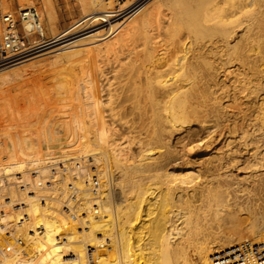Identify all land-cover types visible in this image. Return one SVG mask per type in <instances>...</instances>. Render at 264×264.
I'll return each instance as SVG.
<instances>
[{"label": "bare ground", "instance_id": "obj_1", "mask_svg": "<svg viewBox=\"0 0 264 264\" xmlns=\"http://www.w3.org/2000/svg\"><path fill=\"white\" fill-rule=\"evenodd\" d=\"M207 1L126 0L121 2L124 5L120 9L132 7L129 11H133V17L125 29L111 20V12L97 14L76 31L56 33L55 38L36 50L0 60V88L27 76L44 59L56 62L61 55L66 59L59 58L58 66L76 63L73 66L79 65L82 73L76 79L73 76L72 91L68 92L69 85L64 88L69 95L61 99V106L56 104L62 108L59 117H54L56 125L48 116L41 119L39 112L32 119L35 122L11 112L0 131V182L3 177L9 183L21 178L34 186L40 176L48 177L56 168L59 170L53 174L54 187L65 190L66 182L62 183L65 177L61 183L57 181L62 177L60 167L74 169L75 160L85 156H93L97 170L110 178V186L100 196L93 194L84 181L89 168L85 166L78 171L75 183L83 189V205L75 221L61 211L57 192L54 195L57 198L48 204L39 200L37 191H19L12 184H0L3 222L8 223L15 215L23 218L20 226H26V230L22 236L37 243L33 257H6L2 264H93L91 255L95 256L96 264H182L180 258L186 257V243L193 238H196L194 249L203 264L264 263V214L253 222L252 232L259 243L255 258L239 253L241 250L233 246L232 239L212 246L200 237L205 236L198 213L203 206L211 205L218 215L223 207L240 201L231 200L230 187L224 182L228 177L220 173L216 176V168L202 165L203 158L199 166L206 168H196L190 153L209 143L202 132L213 136L238 131L244 141L251 123L241 125L236 120L221 127L224 108L227 110L252 94L259 95L264 87V0H224V5H230L225 6L229 8L225 11L222 4L228 15L216 20H209L206 15L216 8L221 10L222 1L212 7H207ZM50 5L46 7L51 8ZM47 13L51 17L54 12ZM208 20L215 21L207 24ZM25 26L29 34L36 33L35 24L27 22ZM40 33L44 35L43 27ZM80 37L83 43H77H82L81 47L69 51L68 47ZM33 58L38 60L12 68ZM115 78L120 82L113 89L118 82L112 84ZM228 83L230 89H224ZM225 97L229 103L220 104ZM235 105L234 108L239 106ZM128 116L144 125L145 129L141 125L140 130H146L144 139L141 135L138 140L136 154L132 152L134 141L130 133L113 137L119 131L116 120ZM251 122L255 128L261 127L264 115L255 116ZM183 128L188 134L179 149L172 136ZM253 168L255 181L258 174H264V152ZM114 171H118L117 176ZM213 184L226 186L221 190L212 187ZM215 188L221 195L226 194L227 201L211 203ZM5 191L7 198H3ZM172 206L175 210H171ZM245 209L254 213L250 206ZM83 212L85 215H81ZM171 215L178 222L176 225L170 226ZM37 225H41L42 232L31 233ZM105 243L109 246L100 249Z\"/></svg>", "mask_w": 264, "mask_h": 264}, {"label": "rangeland", "instance_id": "obj_2", "mask_svg": "<svg viewBox=\"0 0 264 264\" xmlns=\"http://www.w3.org/2000/svg\"><path fill=\"white\" fill-rule=\"evenodd\" d=\"M46 1L49 2L50 4H52L51 8H50L51 5L49 3L47 4ZM124 1H126V0H51V1H49V0H27V1L23 0L21 2L19 0H0V5H1L0 6V14L5 13L7 11L17 12L20 9H25L28 4L30 6L37 7L38 10L40 11L39 13H40L41 21L43 24L44 35H43V37H41V36L37 35L36 33L29 34V39L35 40V42H37L39 40L45 41V40H43V38H55L56 33L57 34H65L68 32L76 31L79 27L82 26V24H84L85 21L89 20L92 16L97 15V14H104L107 12L112 13L111 14V20L114 23L118 22V24L123 25L124 29H125L128 25L131 24L130 20L133 17L132 16L133 11L132 12L129 11V10H131L132 7L126 9L125 11H122L120 9V7L124 5L121 2H124ZM193 1H196V0H193ZM220 1H222V3L220 5H221V8L223 10L216 8L214 10L209 11L210 13L208 12L206 15L209 20L211 18L216 20V18H218V19L221 18L222 17L221 15L225 16L227 14L225 11H227L226 8L229 7L230 5L229 4H228L229 6L224 5L223 4L224 0H208L206 2V4H207V7H212ZM22 2H23V4H22ZM45 3H46V6H48V5H50V6L46 7ZM222 4L225 8V11H224ZM29 5H28V7H30ZM225 6H227V7H225ZM48 8H50V10L52 9L53 11H50ZM163 8H166V7L163 6ZM47 9H48V11H47ZM227 9H229V8H227ZM132 10H134V9H132ZM47 12H54V13H50V16H51V14H53L52 15L53 17L52 16L49 17V13H47ZM164 17L165 16H162L161 18L164 19ZM165 19H166V17H165ZM165 19H164V21H165ZM209 20L207 21V24L215 21V20H213V21H209ZM161 21H163V20H161ZM19 29L22 31L21 27ZM114 34H112V35H114ZM112 35H110L109 38H111ZM78 41L83 43V39L81 37L76 39L75 43H72V45H75V46L70 45V47H68L69 51H72V49H75V48H76L75 50H77V48L81 47L80 45H82V43L79 44V43H77ZM101 42H104V41H100V43ZM87 45H90V44H87ZM68 48L64 49L65 50L64 52H66V50H68ZM61 51H63V50H61ZM59 58H60V60L66 59V57H64V55H61ZM59 58H57V59L59 60ZM47 59H46V61L50 60L49 58H47ZM31 60L34 61V60H38V59L33 58L30 60L24 61L22 63L14 65L12 68L14 69V67H15L17 69L18 66H20L18 68H21L22 64H23V66L26 63L29 64L32 62ZM58 60H56V62H54L53 60H50L51 61V62L49 61L50 64H47L49 62H46L44 59V62L42 61L40 63V65L42 67L38 65L37 66L38 68L36 67L35 69H31L32 72L30 71L31 72V73H29L30 75L27 73L28 74L27 76L25 74L20 78H16L17 80L15 79L9 83H6L5 85L3 84L4 86H2L0 88L1 89L0 90V124L3 125V126L0 125L1 126L0 127L1 132H2L1 129L3 127H5L7 122H8L7 119L11 116V114L13 112L15 113L14 115H16L18 113V114H21L20 115L21 117H25L26 119L28 118L31 120L33 118H35L37 113L39 112L40 115H42L41 119L44 118L45 116H48V119H53V123L55 125L58 123L57 118L59 117V114H61V112H62V108L60 107L62 105L61 99L63 97H66L65 95H67V96L69 95V93H68L69 90L72 91L71 89H73L75 87V79H76L77 74L81 73V68L78 64L77 65L79 67L75 66L76 63L66 62L67 64L63 63L64 66L61 67L62 65L58 66V64H59ZM29 61H31V62H29ZM52 61H53V63H52ZM55 63H57V64H55ZM53 64H55V66ZM73 64H75V65L73 66ZM38 69H40V70H38ZM33 70H35V71L33 72ZM110 74H111V72L109 73V75ZM73 76L75 77V79ZM110 76H112V74ZM71 77H72V79H71ZM71 80H73V81H71ZM263 80H264V76H263ZM119 82H120V79L117 78V80H116V78H115V81L112 82V84L113 83L114 84L116 83V84H115V86L113 85L112 88L113 89L115 87L117 88L119 86ZM71 83L74 85L73 88L71 86ZM68 85H69V88L67 87ZM228 85H229V83L225 84L223 88L224 89H230V87H227ZM61 86H63V89ZM66 87L68 88L67 89L68 92H67V90H64V88L66 89ZM70 87H71V89H70ZM60 89H62V91ZM261 90H260L261 93L259 92L260 93L259 95L252 94V96L249 97L248 99H246V98L242 99L241 100L242 102L240 100L238 102H234L233 106L235 104H236L235 106L239 105L236 108H234L232 105L230 107L232 109L227 107V110H226V108H224L223 118L221 120L222 121L221 127L222 126L226 127V126L230 125L231 123L236 122V120L238 121L239 124L247 122V123H251V126H252L251 121L255 116L259 117V116L264 115V87ZM55 92L58 94H55ZM62 92L64 94H61ZM229 93L232 94V91ZM53 97H55V98H53ZM56 98H58V99H56ZM253 98H254V100H253ZM243 100H244V102H243ZM57 101H58V103H56ZM228 101H229V98L225 97L220 101V104H223V105L227 104V103H229ZM56 104L57 105L61 104V105L57 106ZM240 105L242 107H240ZM44 107H46V108H44ZM50 108H51V111L55 112L56 114L51 113ZM235 109H238V110H235ZM9 110H12V111L9 112ZM45 111H46V113H45ZM233 112H234V115H233ZM51 114H53V117ZM256 114H258L259 116ZM55 116H57V118H54ZM131 117L132 116H128L126 118L116 120L117 121L116 127L119 126V131H118L119 133L117 132V134H115L113 137L118 138V137H120V134L130 133L129 135L133 136V141H134L133 143L136 144V145H134L132 143V146H133L132 152L136 154V152L138 151L137 148L139 147L138 140L140 138H142V136H143L142 139H144V135L146 134V132H145L146 130L141 129L142 130L141 131L140 128L142 126H143L142 128L145 129L144 125L139 123L138 120H135L133 117L132 118ZM240 119H241V121H240ZM54 120L57 123H55ZM109 121L113 122V120H111L110 117H109ZM32 122H35V120H32ZM137 122L140 124V127L138 126L139 124H137ZM136 126H138L139 128ZM251 126H249V130L247 133L248 135H246L247 137L244 139V141L241 140L242 138H239V135H238L239 132L238 131L236 132L237 134L236 133H230L231 134L230 135V134H228V132L225 134L222 132H219L217 134H214L213 136L204 134L205 132H202L204 139L208 138L207 141H209V140L210 141H209V143L206 142L204 145H202V147L195 149V150H192L193 152L190 153V157H192L191 158V160L193 162L192 164H195L194 166H196V165L198 166L196 168L200 169L202 165H204V166L206 165L207 167L212 166L213 168H216V172H215L216 176L218 173H220L225 178L228 177V180H225L224 182H227L228 186L230 187L232 194L229 196L231 197V200L237 199V201H240L239 203H233L231 207L230 206L229 207H223V209L218 211V215L214 214L215 208L212 207L211 205L210 206L209 205L203 206L202 209L198 213L200 215V220H202L201 222H202L203 226L205 227V236L203 237L202 234H200V237H202L206 241L210 242L212 246L213 245L218 246L220 243L225 242V240L232 239V240H234L233 246L236 249L239 248V250L243 251V252L238 251L239 253H242L245 255L250 254L252 256V258H255L256 257V253H255L256 251L255 250L259 249L258 248L259 243L257 241L258 239L255 237V235L252 231H253V227H254L253 222L256 220V218L259 215L264 214V174H260V175L258 174V176H256V178H255L256 179L255 181H253L252 178H253V173L255 172V169L253 168V166H254V164L258 163V160L261 158V156L263 155V152H264V125H261V127H260V125H258V127H256V128H255V126H252L253 128ZM122 128L125 131L122 130ZM137 128L139 129V131H141L140 135L138 133L139 131H137L138 130ZM193 128L196 129V126L193 125ZM253 129H255V130H253ZM126 131H127V133H126ZM257 132H258V134H257ZM187 134L188 133H187V130L185 128L180 129L179 131H176L175 133H173L172 141L177 144V147L179 149L183 144V142H181V141L187 137L186 136ZM136 136H138L139 138H137ZM0 137L2 138V136H0ZM213 138H215V139L213 140ZM227 138L230 139V141ZM255 140H256V142H255ZM227 141L230 142V143L229 142L227 143L228 145L226 144ZM202 158H203V162H206L207 164L202 162V165L199 166ZM205 158H208L209 160L208 159L205 160ZM210 158H211V160H212V158L215 159V161L212 160V162H215V164L211 162ZM217 159H218L219 163L217 162ZM193 160H195V162ZM197 162H198V164H197ZM209 164H210V166H208ZM204 166H202V168H206ZM114 172H115V176H117L118 171H114ZM224 172L227 174V176H225ZM216 178L217 177H215L214 181L216 180ZM214 184L212 185V187L216 186L217 188H219L221 190L223 188H225V186H226L225 185L223 187H220L219 185H214ZM214 191H212V194H211V198H212L211 203L212 204L213 203H221L225 199H226L225 201H227V196L225 193H223V195H221L222 192H220L221 193L220 194L218 189H216V188ZM57 193H59V192L57 191ZM235 195H237L239 197L237 198V196H235ZM222 196H225V197L223 198ZM218 197H220V198H218ZM5 198H7V196ZM8 198H9V196H8ZM218 200L219 201L222 200V201L219 202ZM8 201L9 200H7V202ZM239 206H242V208H240ZM248 206H250L251 211H253L254 213L251 214L250 212L248 213V211H246L247 209H245V208H247ZM238 208L242 209L243 211H241V210L238 211ZM1 209H2V207H0V211H1ZM14 209H17V208H14ZM61 209H62V206H61ZM172 209L175 210V206H172L171 210ZM249 214H251V215H249ZM174 220H175V217L173 215H171V222L169 223L170 226H172L173 224L176 225V223H178V222L175 223ZM186 230H188V228H186ZM202 238H199V239L203 240ZM195 239L196 238H193V240H192L193 243L192 242L186 243V252L187 253H186L185 259L187 260V262L184 259V257L183 258L181 257L180 261H182V264H203L202 260L200 258H198L199 256L197 255L196 249H194L195 246L193 244H196ZM107 246H109V245H107V243H105L104 247H99V248L102 249V248H106ZM227 247H229V246H227ZM105 252H106V250H105ZM252 258H251V260H253Z\"/></svg>", "mask_w": 264, "mask_h": 264}, {"label": "built area", "instance_id": "obj_3", "mask_svg": "<svg viewBox=\"0 0 264 264\" xmlns=\"http://www.w3.org/2000/svg\"><path fill=\"white\" fill-rule=\"evenodd\" d=\"M40 17V13L35 6L20 9L17 12L7 11L0 14V60L7 57L12 59L22 56L36 50L42 44L53 39L43 38L45 41L41 43L29 39V31L25 26L27 22L32 25L35 24L36 27H34V30L36 34L43 37V34L40 33L43 27ZM20 27L22 31L19 29ZM95 162L93 156H85L82 160H75L74 169L65 166L60 167L59 173L62 174V177L57 181L60 182L63 177H65L66 180L62 181V183L66 182L65 190H57L56 187H54L53 180H55V176L53 174L59 170L56 168L52 169V173L48 177L44 175L40 176L38 182L34 186L29 182L21 181V178L9 183L6 177H3L4 181H1L0 184H12L11 186H14L19 191H37L39 200L48 204L57 198L54 195L58 191V198H61L60 201L62 202L61 211L67 214L71 220L75 221L76 218L79 219L80 214H78V212L81 211L80 207L83 205V189L75 183L76 179L79 177L78 171L82 170L85 166L89 168L90 172L88 171V174L84 176V181L93 194H99L101 196L110 186V178L105 175L103 176V172L97 170ZM6 192L7 191H5L3 198L7 196ZM63 192L67 193V196L64 197ZM96 206L97 205H95V207ZM93 211L96 212L97 209L94 208ZM81 215H85V212L81 213ZM21 220H23V218H17V215H15L11 221L6 223L3 222L0 217V264H2V260L6 257L14 259L20 257L25 259L33 257L37 253V243L32 239H27L22 236V233L26 230V226H20L23 222ZM35 229L36 231H31V233H40L43 228L41 225H37ZM90 259L93 264L97 263L95 262L94 255H91Z\"/></svg>", "mask_w": 264, "mask_h": 264}]
</instances>
